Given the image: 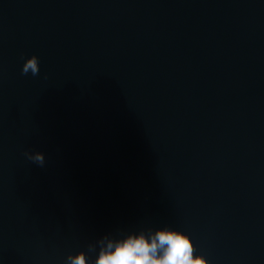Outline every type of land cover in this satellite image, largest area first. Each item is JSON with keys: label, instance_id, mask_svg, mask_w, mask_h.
<instances>
[{"label": "water", "instance_id": "1", "mask_svg": "<svg viewBox=\"0 0 264 264\" xmlns=\"http://www.w3.org/2000/svg\"><path fill=\"white\" fill-rule=\"evenodd\" d=\"M161 230L264 264V0H0V264Z\"/></svg>", "mask_w": 264, "mask_h": 264}, {"label": "clouds", "instance_id": "2", "mask_svg": "<svg viewBox=\"0 0 264 264\" xmlns=\"http://www.w3.org/2000/svg\"><path fill=\"white\" fill-rule=\"evenodd\" d=\"M39 58L32 55L23 63L21 73L33 76L39 74ZM27 158L35 163L44 164L43 154L25 153ZM162 251V255L159 253ZM193 243L187 235L178 231H157L149 241L143 234L129 236L122 242L109 241L102 248L95 264H205L201 256L193 257ZM72 264H85L83 253L70 258Z\"/></svg>", "mask_w": 264, "mask_h": 264}]
</instances>
